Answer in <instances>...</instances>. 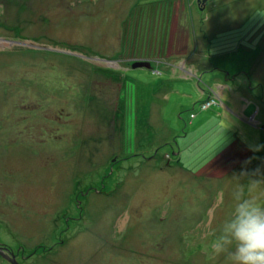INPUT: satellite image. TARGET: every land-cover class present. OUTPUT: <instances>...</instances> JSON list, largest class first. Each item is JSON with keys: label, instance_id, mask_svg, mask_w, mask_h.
<instances>
[{"label": "rangeland", "instance_id": "rangeland-1", "mask_svg": "<svg viewBox=\"0 0 264 264\" xmlns=\"http://www.w3.org/2000/svg\"><path fill=\"white\" fill-rule=\"evenodd\" d=\"M163 1L0 0V247L19 264H212L235 185L264 199V0Z\"/></svg>", "mask_w": 264, "mask_h": 264}, {"label": "clouds", "instance_id": "clouds-1", "mask_svg": "<svg viewBox=\"0 0 264 264\" xmlns=\"http://www.w3.org/2000/svg\"><path fill=\"white\" fill-rule=\"evenodd\" d=\"M244 187L235 185L230 205L208 241L207 259L212 264L218 258L223 264H264V199L246 195ZM257 189L264 193V183L247 185L248 192Z\"/></svg>", "mask_w": 264, "mask_h": 264}, {"label": "water", "instance_id": "water-1", "mask_svg": "<svg viewBox=\"0 0 264 264\" xmlns=\"http://www.w3.org/2000/svg\"><path fill=\"white\" fill-rule=\"evenodd\" d=\"M208 0H197V4H198V7H200L201 11L204 10L205 6H206V3H207ZM8 43V42H7ZM14 43H8V46H13ZM136 68H150V64L148 63H135L133 65V69H136ZM0 256L5 259L7 262H9L10 264H19L15 258L14 255H12L11 257H9L8 255H6L4 253V251L2 249H0Z\"/></svg>", "mask_w": 264, "mask_h": 264}, {"label": "crops", "instance_id": "crops-1", "mask_svg": "<svg viewBox=\"0 0 264 264\" xmlns=\"http://www.w3.org/2000/svg\"><path fill=\"white\" fill-rule=\"evenodd\" d=\"M167 1V0H166ZM166 1H163V2H166ZM169 2H180V4H182V3H184L185 1L184 0H168ZM211 1V0H210ZM175 3H173V5H174ZM183 7H184V5H183ZM170 7L168 6V9H169ZM186 62H187V60H186ZM185 63V62H184ZM199 64H200V62L199 61H194V62H188V64H184L183 65V68H186V67H188L191 71L192 70H194V68L195 67H198L199 66ZM204 69L202 68H200L199 69V72H201V71H203ZM241 74L239 73V74H236L235 76H234V84L236 83V81H237V79H238V77L240 76ZM250 80H251V78H250ZM228 88H230V86H228ZM235 87H233V89H234ZM221 95H222V89L220 88V92H219V94H218V96L219 97H221ZM252 122H253V120H252ZM255 124H257V122H254Z\"/></svg>", "mask_w": 264, "mask_h": 264}, {"label": "flooded vegetation", "instance_id": "flooded-vegetation-1", "mask_svg": "<svg viewBox=\"0 0 264 264\" xmlns=\"http://www.w3.org/2000/svg\"><path fill=\"white\" fill-rule=\"evenodd\" d=\"M0 249H2L3 251H4V253L6 254V255H8L9 257H11L12 255H14L15 256V258H16V260H17V257H16V255L15 254H13V252L12 251H10L9 249H7L6 247H0ZM1 257V256H0ZM2 258V257H1ZM3 259V258H2ZM5 260V259H4ZM6 261V260H5ZM7 262V261H6ZM7 263H9V262H7ZM19 263V262H18ZM10 264V263H9Z\"/></svg>", "mask_w": 264, "mask_h": 264}, {"label": "built area", "instance_id": "built-area-1", "mask_svg": "<svg viewBox=\"0 0 264 264\" xmlns=\"http://www.w3.org/2000/svg\"><path fill=\"white\" fill-rule=\"evenodd\" d=\"M212 100H213V99H212ZM211 102H214V101L209 100V101H207L206 103H204L203 106H202V109H205V107H207ZM206 104H207V105H206Z\"/></svg>", "mask_w": 264, "mask_h": 264}]
</instances>
